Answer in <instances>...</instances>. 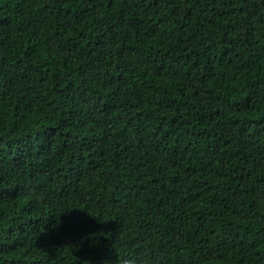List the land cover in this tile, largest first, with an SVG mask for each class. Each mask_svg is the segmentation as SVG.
<instances>
[{"label": "trees", "instance_id": "1", "mask_svg": "<svg viewBox=\"0 0 264 264\" xmlns=\"http://www.w3.org/2000/svg\"><path fill=\"white\" fill-rule=\"evenodd\" d=\"M0 264H264V0H0Z\"/></svg>", "mask_w": 264, "mask_h": 264}]
</instances>
